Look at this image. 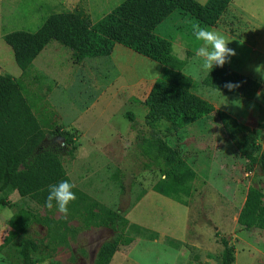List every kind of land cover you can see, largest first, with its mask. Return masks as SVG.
Segmentation results:
<instances>
[{"label":"rangeland","instance_id":"obj_1","mask_svg":"<svg viewBox=\"0 0 264 264\" xmlns=\"http://www.w3.org/2000/svg\"><path fill=\"white\" fill-rule=\"evenodd\" d=\"M123 1L0 0V73L19 81L43 121L48 137L42 149L59 154L34 164L10 194L11 207L0 206V264H22L25 239L37 244L32 253L36 264H96L104 244L125 236L106 227L85 229L83 206H68L66 218L55 206L45 207L49 185L64 180L89 196L88 203L95 201L159 233L157 240H137L130 253H117L111 264H220L223 237L235 248L234 264H264V230H244L238 224L250 186L255 183L264 192L263 170L255 166L249 171L250 162L241 151L242 144L255 139L264 154V81L253 71L264 65V53L252 36L242 34V44L239 36L222 34L237 53L230 58V69L262 83L259 95L248 101L203 84L208 73L193 58L200 42L189 15L176 11L157 30L186 61L184 71L196 84L187 89L246 126L239 144L216 113L179 129L150 111L145 99L162 77V66L122 45L109 57L75 64L69 49L51 42L22 76L3 39L14 31L36 32L52 14L75 9H83L96 23ZM56 126L75 136L73 157L51 133ZM151 134L176 150V162L166 175L147 168L152 161L141 143ZM39 219L67 225L55 223L49 230L36 223Z\"/></svg>","mask_w":264,"mask_h":264},{"label":"trees","instance_id":"obj_2","mask_svg":"<svg viewBox=\"0 0 264 264\" xmlns=\"http://www.w3.org/2000/svg\"><path fill=\"white\" fill-rule=\"evenodd\" d=\"M232 1L208 0L201 4L197 0H125L96 23L83 9H75L52 14L36 32L14 31L3 39L12 48L22 76L28 74L35 60L51 42L69 49L75 64L89 58L109 57L117 45H122L162 66V77L154 82L145 99V106L150 111L179 129L216 113L229 137L239 144L240 138L248 132L246 126L226 112L217 111L209 101L187 89L196 84L184 71L186 61L174 54L172 41L157 34L159 26L176 11L189 15L202 27H215ZM18 82L14 77L0 73V206L8 208L12 205L10 194L33 165L49 157H59L53 150L42 149L48 134ZM226 82L238 84L239 87L229 91L224 87ZM203 84L248 101H253L262 88L260 81L226 65L223 68L215 67L206 75ZM129 115L133 120V116ZM51 133L62 140L73 157L77 150L75 136L61 126H56ZM141 148L152 161L147 168H156L162 175H166L176 162V150L155 134L144 138ZM241 151L250 162L249 171L258 166L264 172V154L255 139L242 144ZM72 191L76 199L69 207L75 209L83 206L85 229L106 227L125 234L103 245L96 264H111L117 253H130L137 240H157L160 237L157 232L132 224L118 211L102 208L95 201L88 203L90 197L78 189L73 188ZM143 195L139 196L138 201ZM36 223L48 226L49 230L55 223L67 225L66 221L49 219H39ZM238 224L244 230H264V192L255 183L248 190ZM169 243L179 246L172 239H169ZM221 244L224 250L220 264H234L235 248L224 237ZM36 249L34 240L21 241L22 264H36L32 256Z\"/></svg>","mask_w":264,"mask_h":264},{"label":"clouds","instance_id":"obj_3","mask_svg":"<svg viewBox=\"0 0 264 264\" xmlns=\"http://www.w3.org/2000/svg\"><path fill=\"white\" fill-rule=\"evenodd\" d=\"M192 31L196 41L201 42L200 46L194 50L193 58L200 61V67L204 72L211 73L215 67L223 68L225 64L230 63L231 57L237 55L234 49L228 47L230 41L218 31L210 30L199 24H194ZM173 47L175 46L173 45ZM253 71L264 81V65L254 66ZM224 87L232 91L239 85L226 82ZM74 187L75 185L67 180L49 185L44 206L48 209L55 206L57 211L66 218L69 212V204L76 199V195L72 191Z\"/></svg>","mask_w":264,"mask_h":264},{"label":"crops","instance_id":"obj_4","mask_svg":"<svg viewBox=\"0 0 264 264\" xmlns=\"http://www.w3.org/2000/svg\"><path fill=\"white\" fill-rule=\"evenodd\" d=\"M197 1L205 4L208 0ZM208 29L231 34L230 37L239 36L240 42L244 40L242 34L252 36L253 44L264 53V0H233L217 26ZM226 66L230 68L228 63Z\"/></svg>","mask_w":264,"mask_h":264}]
</instances>
